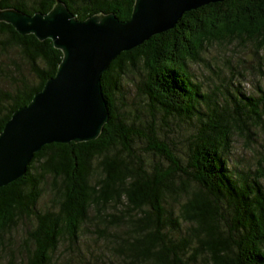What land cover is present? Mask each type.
<instances>
[{
  "label": "trees",
  "instance_id": "1",
  "mask_svg": "<svg viewBox=\"0 0 264 264\" xmlns=\"http://www.w3.org/2000/svg\"><path fill=\"white\" fill-rule=\"evenodd\" d=\"M59 1L80 20H129L136 4L0 0V9L47 14ZM230 45L250 49L263 72L264 0L192 10L114 60L101 136L44 146L0 188V264H58L59 255L69 264H264V84L233 94L252 71L221 58ZM63 58L52 39L0 20V134Z\"/></svg>",
  "mask_w": 264,
  "mask_h": 264
},
{
  "label": "water",
  "instance_id": "2",
  "mask_svg": "<svg viewBox=\"0 0 264 264\" xmlns=\"http://www.w3.org/2000/svg\"><path fill=\"white\" fill-rule=\"evenodd\" d=\"M223 1L136 0L129 20L113 13L80 20L61 1L47 14L0 9L1 21L52 39L64 54L56 76L0 134V188L22 178L44 146L98 139L111 119L102 80L113 61L175 28L187 12Z\"/></svg>",
  "mask_w": 264,
  "mask_h": 264
},
{
  "label": "rangeland",
  "instance_id": "3",
  "mask_svg": "<svg viewBox=\"0 0 264 264\" xmlns=\"http://www.w3.org/2000/svg\"><path fill=\"white\" fill-rule=\"evenodd\" d=\"M235 48V49H233ZM241 49V50H239ZM238 50V51H237ZM220 56L221 58L226 54H230L229 55V59L232 60L234 63H237V61H243L245 60L246 63L245 65H247L249 68H250V71L254 72L255 75H252V72L251 74L249 75V78L248 80L246 81H243L242 83L239 82V81H236L235 84L230 88V89H235L236 86H240V87H243V91L241 92H237V91H234L233 94L238 96L239 98H242V94L245 92H251V91H254L257 89V82L258 80H261V84L263 85L264 84V69H263V72L261 69H259V64L257 62V60L255 59V57L253 56V53L250 49H246V48H241V47H238V46H235V45H230L228 47H223L221 48L220 50ZM236 53H239L240 56H237L235 55ZM263 54V59H262V63H264V52H262ZM243 56V57H241ZM262 67H263V64H262ZM259 95V94H257ZM256 95V96H257ZM231 98V96H229ZM235 146V154H244V151H243V146L241 144H234ZM245 154H251L249 151L245 152ZM93 249H95L93 246H92ZM67 255H64V256H60L59 255V262L58 264H69L68 260L66 259Z\"/></svg>",
  "mask_w": 264,
  "mask_h": 264
}]
</instances>
